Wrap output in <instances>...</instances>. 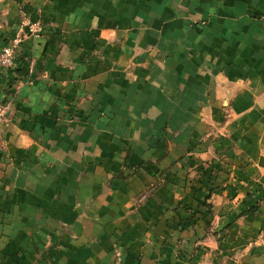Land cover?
I'll return each mask as SVG.
<instances>
[{
    "label": "crops",
    "instance_id": "0c3cea01",
    "mask_svg": "<svg viewBox=\"0 0 264 264\" xmlns=\"http://www.w3.org/2000/svg\"><path fill=\"white\" fill-rule=\"evenodd\" d=\"M25 13L0 264H264V0H0V47Z\"/></svg>",
    "mask_w": 264,
    "mask_h": 264
},
{
    "label": "rangeland",
    "instance_id": "374dc122",
    "mask_svg": "<svg viewBox=\"0 0 264 264\" xmlns=\"http://www.w3.org/2000/svg\"><path fill=\"white\" fill-rule=\"evenodd\" d=\"M23 18L21 20L20 26L18 31L16 32V34L11 37L10 39L5 40V42L3 44H1L0 47V58L2 56V52L4 48H12L13 50V55H14V65L11 68H7L5 66L2 65V63L0 62V72H7L9 73H15L16 72V59L19 57V55H23L22 54V48L24 46L25 43L27 42H35L37 40H39L40 38H42L43 34H44V24L40 21V20H35L33 18L30 17V15L28 16V14H23ZM26 15V16H25ZM36 31V33L34 34L33 32ZM68 51V50H67ZM69 53V52H68ZM97 56L95 54H82V61L85 60L86 63H89L90 61H92V59ZM84 57V58H83ZM23 61L26 63V75L27 77H32L35 73H36V66L33 62V60H30L28 57H26L25 59H23ZM17 75V74H16ZM23 80L22 78L19 77H15L14 80L12 81V85L13 87H20L23 85ZM11 106L4 101L0 100V164H3L2 167H0L1 170H6L8 168L9 165H12L15 161V159L11 156L8 155L7 153V146L8 143L6 141L5 138L2 137V128H3V124H5V122L7 121V116H8V112L10 111ZM204 154V153H203ZM201 154V155H203ZM222 153L220 149H215L213 150L211 153H208L203 157H200L202 159V163L199 165H193V163L195 162V160H193V158H195L194 155H188L190 160L193 162L192 165L189 168H186L185 171H187V176L186 178L188 179V176L193 174L194 172H197L196 176L199 177L198 180L202 181V178L205 177H209L211 176H219V174L221 173V169L219 168V164H221V157H222ZM217 158V160L220 162L219 164L214 162V160ZM6 167V168H4ZM185 169V168H184ZM188 181V180H187ZM194 182V180H192V182H190L191 184ZM214 186V185H213ZM186 187L191 188L190 185L186 184ZM0 201H5V199L0 200ZM207 204V203H206ZM208 210L209 213L213 216V212L211 210L212 204H208ZM211 222L209 224H207V226L205 227L206 229V237L203 238L206 239L208 236L209 237H214L217 238L218 235H220L221 233H223V231H214L211 230Z\"/></svg>",
    "mask_w": 264,
    "mask_h": 264
},
{
    "label": "built area",
    "instance_id": "2783aa9c",
    "mask_svg": "<svg viewBox=\"0 0 264 264\" xmlns=\"http://www.w3.org/2000/svg\"><path fill=\"white\" fill-rule=\"evenodd\" d=\"M33 33L35 34L36 31H34ZM2 53L3 54L0 58V62L2 63L3 66L7 68H11L15 62L12 48H9V47L4 48ZM1 115L2 114H0V117ZM255 244L264 247V234H260L257 236L255 240Z\"/></svg>",
    "mask_w": 264,
    "mask_h": 264
},
{
    "label": "trees",
    "instance_id": "16d2710c",
    "mask_svg": "<svg viewBox=\"0 0 264 264\" xmlns=\"http://www.w3.org/2000/svg\"><path fill=\"white\" fill-rule=\"evenodd\" d=\"M209 199V198H208Z\"/></svg>",
    "mask_w": 264,
    "mask_h": 264
}]
</instances>
